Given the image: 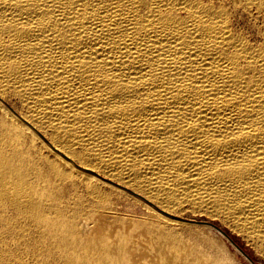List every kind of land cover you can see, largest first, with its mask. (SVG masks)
<instances>
[{
  "label": "bare ground",
  "instance_id": "1",
  "mask_svg": "<svg viewBox=\"0 0 264 264\" xmlns=\"http://www.w3.org/2000/svg\"><path fill=\"white\" fill-rule=\"evenodd\" d=\"M153 3L0 0V264H132L97 214L140 264H236L185 212L264 242V0Z\"/></svg>",
  "mask_w": 264,
  "mask_h": 264
},
{
  "label": "snow or ice",
  "instance_id": "2",
  "mask_svg": "<svg viewBox=\"0 0 264 264\" xmlns=\"http://www.w3.org/2000/svg\"><path fill=\"white\" fill-rule=\"evenodd\" d=\"M156 3L154 0L153 7L155 8ZM233 24L236 26L237 31L240 32L241 36L245 34V26L243 21L236 22ZM3 198L0 196V210L3 206ZM95 224L93 225V233L96 238L104 239L111 245V251L117 255L127 257L131 253L132 264H140V261L147 258L149 262L152 261L153 257L158 256L157 247L152 246V242L147 237H140L139 233H129L127 228L117 231L119 224L114 221L108 220L106 217L97 214ZM91 223V221H90ZM3 217L0 216V259H3L4 253L7 251L5 240L7 235L3 229ZM15 243L20 251H24L25 248L31 253L34 250V237L26 236L24 231L21 230L16 235Z\"/></svg>",
  "mask_w": 264,
  "mask_h": 264
},
{
  "label": "rangeland",
  "instance_id": "3",
  "mask_svg": "<svg viewBox=\"0 0 264 264\" xmlns=\"http://www.w3.org/2000/svg\"><path fill=\"white\" fill-rule=\"evenodd\" d=\"M182 215H181L182 217L175 215H169V216L183 223V224H177L179 228L188 225H192V226L195 225L194 227L198 228L200 225L197 226V224H203V222L206 224L208 223V225H210L211 227L208 229L206 228L208 230V234L210 233L214 238L221 237V239H223V241L226 243V247L229 253L231 254V256H233V260L236 264H264V242L254 241V240L251 241L248 237L244 236L242 233L234 229L233 226L227 224L225 221H222L218 217L216 218L211 216L209 217L207 214L192 213V212L189 213L185 212V214ZM208 221H210L211 223H209ZM184 223H189V224H184ZM214 225L218 226L219 228L221 227L222 230H224V232H226L232 238L236 247L232 243H230L225 236L220 234L216 230Z\"/></svg>",
  "mask_w": 264,
  "mask_h": 264
},
{
  "label": "water",
  "instance_id": "4",
  "mask_svg": "<svg viewBox=\"0 0 264 264\" xmlns=\"http://www.w3.org/2000/svg\"><path fill=\"white\" fill-rule=\"evenodd\" d=\"M240 250V249H239Z\"/></svg>",
  "mask_w": 264,
  "mask_h": 264
}]
</instances>
